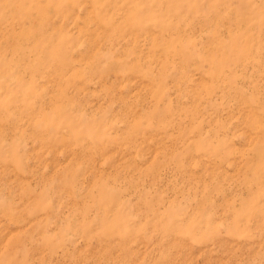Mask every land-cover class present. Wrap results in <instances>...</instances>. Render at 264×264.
I'll return each mask as SVG.
<instances>
[{
    "label": "rangeland",
    "instance_id": "374dc122",
    "mask_svg": "<svg viewBox=\"0 0 264 264\" xmlns=\"http://www.w3.org/2000/svg\"><path fill=\"white\" fill-rule=\"evenodd\" d=\"M0 264H264V0H0Z\"/></svg>",
    "mask_w": 264,
    "mask_h": 264
}]
</instances>
